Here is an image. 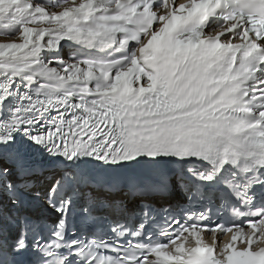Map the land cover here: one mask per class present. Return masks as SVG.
Here are the masks:
<instances>
[{
    "label": "snow or ice",
    "instance_id": "obj_1",
    "mask_svg": "<svg viewBox=\"0 0 264 264\" xmlns=\"http://www.w3.org/2000/svg\"><path fill=\"white\" fill-rule=\"evenodd\" d=\"M0 32V264H264V0H0Z\"/></svg>",
    "mask_w": 264,
    "mask_h": 264
},
{
    "label": "bare ground",
    "instance_id": "obj_2",
    "mask_svg": "<svg viewBox=\"0 0 264 264\" xmlns=\"http://www.w3.org/2000/svg\"><path fill=\"white\" fill-rule=\"evenodd\" d=\"M44 2H45V3H49V2H54V0H44ZM10 38H12V37L3 34V32H0V43H2V42H7V40H9ZM47 38H48V37H47V35H46V36H45V41L47 40ZM67 49H68V48L65 47V49H64V54H65V52L67 51ZM69 55H70V53H69L68 55L64 56L63 58H64V59H67Z\"/></svg>",
    "mask_w": 264,
    "mask_h": 264
},
{
    "label": "rangeland",
    "instance_id": "obj_3",
    "mask_svg": "<svg viewBox=\"0 0 264 264\" xmlns=\"http://www.w3.org/2000/svg\"><path fill=\"white\" fill-rule=\"evenodd\" d=\"M11 39H13V37H12V38H10L9 40H7V42H8V41H10Z\"/></svg>",
    "mask_w": 264,
    "mask_h": 264
}]
</instances>
